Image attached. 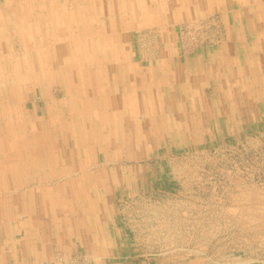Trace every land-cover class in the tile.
Here are the masks:
<instances>
[{"label":"rangeland","instance_id":"obj_1","mask_svg":"<svg viewBox=\"0 0 264 264\" xmlns=\"http://www.w3.org/2000/svg\"><path fill=\"white\" fill-rule=\"evenodd\" d=\"M162 1L0 0L5 11L0 18V133L14 144L22 135L30 139L20 155L12 148L11 160L0 146V181L16 191L30 183L23 181L25 175L39 170L62 176L52 179L61 189H80L77 181H89L86 203L65 199L68 218L86 209L92 216L99 212L89 224L109 221V234L112 220L120 224L117 244L107 245L112 255L75 240L57 258L60 264H264V78L259 96L247 99V106L232 111L223 106L215 115H201V121L192 112L153 113L162 98L151 92L160 89L159 77L168 67H177V57L194 58L228 40L218 13L198 18L183 9L172 11L176 0L168 6ZM163 45L171 49V66H162ZM53 46L57 49L50 51ZM96 70L102 76H95ZM165 86L166 92H179L173 79ZM68 87L73 92L65 91ZM126 92L138 94L127 99L130 107L127 101L117 105L116 98ZM104 100L108 106L103 107ZM243 100L233 98L237 104ZM167 102L164 110L170 108ZM89 115L97 127L85 121L86 131H79L88 135V143L75 140L78 130H57L72 120L73 127L82 126ZM108 116V127L99 128ZM41 126L57 130L65 142L36 137ZM92 128L97 129L88 132ZM35 159L43 164L39 170ZM93 189L99 191L95 209ZM6 196L9 207L21 202L14 201L17 194Z\"/></svg>","mask_w":264,"mask_h":264},{"label":"crops","instance_id":"obj_2","mask_svg":"<svg viewBox=\"0 0 264 264\" xmlns=\"http://www.w3.org/2000/svg\"><path fill=\"white\" fill-rule=\"evenodd\" d=\"M171 1L163 0L162 6H168ZM176 1V4L171 5L172 11L177 13L183 9V13H196L198 18L204 14L218 13L228 30V40L217 46H209L204 53L194 58L182 60L177 57L176 69L168 67L167 75L159 77L162 89L160 86L159 90L151 92V96L162 99L155 105V109H150L155 110L153 113L166 114L182 115L192 112L196 113L198 120L201 121V115H215L223 106L229 111L234 106H247V99L259 96L257 94L261 88L259 83L264 78V0H246L247 3L245 0ZM168 46L163 45L166 56L161 62L164 67L171 66L170 57H173L168 55L171 51ZM117 63L118 66H125L121 57ZM134 64H136L135 60L134 63L129 62L128 66L131 68ZM151 77L157 79L154 76ZM170 79L177 81L179 92L163 90L166 80L170 81ZM136 96V93L135 96L128 92L126 95L123 93L116 98L118 100L115 103L120 105L121 101L126 102L129 97L132 99ZM44 97L47 98V95ZM238 97L244 100L238 102L239 104L234 103L233 98ZM49 98L48 96L47 100H51ZM187 99H193V102L185 104ZM151 100L153 101V98ZM167 101H170L168 105L170 108L164 110ZM104 102L107 101L104 100ZM127 102L130 107V102ZM159 107L161 110H158ZM128 111L130 112L129 108L124 109V112ZM42 173L48 174V172L39 171V174L33 172L30 173L31 176L25 175L26 178L23 181L29 180L30 183L20 189L16 186V191H10L7 185L4 186V181H0V264H60L57 258L69 250L75 240L98 254L112 255L107 253V245L108 243L112 246L117 244L116 237L120 236L119 221L112 220L113 234H109V221L95 219L93 224H89L90 219L98 216L99 212L92 216L86 209L83 213H75L72 214L74 217L68 218L67 215H70V212L63 207L67 201L65 199L70 197L72 201L86 203L85 195L90 194L89 181L88 183L77 181L76 184H81L80 189L72 188L74 185L70 189H61L52 185L55 183L52 179L57 180L62 176H56L53 173L42 175ZM84 175H81V178L85 177ZM9 177L5 175V178ZM16 182L19 184L21 180ZM93 190L95 198L92 200L95 202L93 205L95 209L98 206L99 191ZM10 193L17 194V197L13 198L14 201L23 202L11 203L9 207V197L6 195ZM26 198L28 203H24L27 202ZM19 232H23L24 235L14 237Z\"/></svg>","mask_w":264,"mask_h":264},{"label":"bare ground","instance_id":"obj_3","mask_svg":"<svg viewBox=\"0 0 264 264\" xmlns=\"http://www.w3.org/2000/svg\"><path fill=\"white\" fill-rule=\"evenodd\" d=\"M18 1V0H17ZM245 2H246V0H245ZM20 3V2H19ZM28 3V2H27ZM37 3H39V1H37ZM247 3V2H246ZM40 4V3H39ZM40 5H42V8H41V10H45V8L47 7V6H45V5H43V4H40ZM184 5V4H183ZM27 6V5H26ZM51 6V5H50ZM190 6V5H189ZM6 7V6H5ZM262 8V7H261ZM19 9V8H18ZM54 9V8H53ZM46 10H48V12H50V9H46ZM229 10V9H228ZM22 12V11H21ZM1 13H5V11L2 9V8H0V18H1V16L3 15H1ZM115 13V12H114ZM19 16H20V18L21 19H23L22 17H24V14H19ZM10 17V19H11V16H9ZM8 17H3V21H4V19H7ZM16 19H17V17H16ZM5 22V21H4ZM20 21H17L16 20V28H20V23H19ZM253 22V21H252ZM22 28V27H21ZM260 30V29H259ZM16 33V32H15ZM243 34V33H242ZM12 35V34H11ZM17 35V34H16ZM9 37H10V35H9ZM18 37V36H17ZM23 41H22V39H21V37L20 38H18V41L16 40V43L18 44V45H21L20 43H22ZM41 42V41H40ZM9 43V42H8ZM49 44V43H48ZM64 46V45H63ZM51 48H54V49H51ZM50 48V51L51 50H56L57 49V47L56 46H53V47H51ZM53 52V51H52ZM36 55V54H35ZM9 58V57H8ZM14 58H16V54H14ZM95 58V57H94ZM1 59V58H0ZM16 59H18V58H16ZM239 59V58H238ZM8 60L9 59H6V61L8 62ZM95 60V59H94ZM251 60V59H250ZM128 63V62H127ZM4 64V63H3ZM9 64V63H8ZM19 64V60L17 61V65ZM31 64H34L35 65V63H29V67H31ZM104 64V63H103ZM13 65V64H12ZM48 65V64H47ZM248 65V64H247ZM5 66V65H4ZM26 66H28V65H25V67ZM25 67H23V70H24V68ZM113 68V67H112ZM210 68V67H209ZM3 69V68H2ZM22 69V68H21ZM111 69V68H110ZM17 70V72H18V68L16 69ZM30 71H31V73H33V70L32 69H29ZM120 71V70H119ZM89 72V71H88ZM0 74H1V72H0ZM87 76H90V73H85ZM102 73H101V70H96V73H94V75L95 76H102L101 75ZM68 76V75H67ZM1 77H3V76H1ZM30 77V76H29ZM69 77V76H68ZM90 78V77H89ZM88 78V79H89ZM19 79H21V77H19V78H17L16 79V81H18ZM104 79V78H103ZM115 79V78H114ZM2 80V79H1ZM132 80V79H131ZM72 81V80H71ZM160 81V80H159ZM158 81V82H159ZM166 81H168V80H166ZM2 82V81H1ZM67 82V81H66ZM88 82H90V81H88ZM181 82V81H180ZM4 84V83H3ZM5 85V84H4ZM1 86V85H0ZM22 87V86H21ZM77 87V86H76ZM181 87V86H180ZM69 89H65V91H67V92H71L73 89H72V87L70 88V87H68ZM134 89V88H133ZM167 89H168V87H167ZM21 90L22 91H25L26 89L24 88L23 89V87L21 88ZM112 90V89H111ZM92 91H96L95 90V88L92 90ZM73 92V91H72ZM81 92V91H80ZM25 93V92H24ZM83 93V92H82ZM118 93V92H117ZM158 93V92H157ZM162 93V92H161ZM102 94V93H101ZM137 94H138V92H137ZM170 94V93H169ZM119 95V94H118ZM161 95V94H160ZM159 96V95H158ZM165 96V95H164ZM128 97V96H127ZM137 97V96H136ZM81 98V97H80ZM134 98V97H133ZM125 99V98H124ZM79 100V99H78ZM123 100V99H122ZM156 100V99H155ZM91 101H92V99H91ZM82 102V101H81ZM135 102V101H134ZM101 103V102H100ZM106 105L108 104V102H104ZM103 103V107H104V104ZM102 104V103H101ZM71 105H72V103H71ZM125 107H128V106H125ZM124 107V108H125ZM152 107V106H151ZM143 108V107H142ZM122 109V108H121ZM124 111V110H123ZM116 112V111H115ZM81 113V112H80ZM149 113V112H148ZM71 114H72V117L74 116L73 115V113L71 112ZM87 114H89V113H87ZM146 114V113H145ZM150 115V114H149ZM79 116H80V114H79ZM111 116V115H110ZM110 116H108V117H106L105 119V122H103L102 124H100V127L99 128H104V127H108V125H107V121L108 120H111V117ZM113 116V115H112ZM125 116V115H124ZM122 117V116H121ZM79 118V117H78ZM82 118V117H81ZM116 118V117H115ZM93 118L92 117H90V115H89V117H87L86 116V119L84 120V122L82 123V126L80 125V124H78L79 126L77 127V128H75V127H73L74 126V120H72L71 122H67L66 121V123L69 125V126H67L66 125V123L64 124V122H63V126H61V127H59L57 130L59 131V129H61V131H62V127H65V130L66 131H68V132H71V130L72 129H74V130H76V132H77V130H78V132L79 131H81V132H85L86 131V127H85V125H84V123H85V121H86V123H88L89 125H91V124H93L94 125V127H97V124L95 123H93V120H92ZM113 120V119H112ZM1 121H3V120H0V122ZM81 121H83L82 119H81ZM97 121V120H96ZM4 122V121H3ZM130 122V121H129ZM79 123H81V122H79ZM113 123V122H112ZM76 125V124H75ZM52 129L53 128H50V130L48 129V127L47 126H41V127H38V130H37V132H38V134H36V137H39L40 139L41 138H43V137H40V136H44V138H43V140H45V138L47 137V136H49L50 138H51V140H54L55 139V141H58V142H65L64 141V138L63 137H58V134H56L57 132V130H53V132H51L52 131ZM94 129H97V128H92V129H90V130H88V132H92V131H94ZM115 129V128H114ZM123 130H125V129H123ZM4 132V131H3ZM81 132H79V134L81 133ZM53 133H55V136H54V134ZM47 135V136H46ZM51 135H52V137H51ZM4 136H5V138H3V134H2V131H1V133H0V146H2V147H4V149H3V151H4V154H5V156L9 159V160H11V159H13V157H14V155H15V152H14V150L12 149V148H15V149H18L19 148V155L21 154V151H23V150H26V146H24V145H26V144H28L29 142V140L30 139H28V138H25L23 135L22 136H20V137H18V143H10V142H13V139H8L7 138V133L5 132L4 133ZM80 137L78 138V139H75L76 141H78V142H84V141H87V139L89 140L90 138H88L87 136H85V134H83V133H81L80 135H79ZM92 137V140L94 139V137L93 136H91ZM34 139H35V137H33ZM39 138H37V140L38 141H40V139ZM50 138L48 139V140H50ZM68 139V138H67ZM70 140H72L73 138H69ZM10 141V142H9ZM47 141V140H46ZM87 143H88V141H87ZM78 144V143H77ZM76 144V145H77ZM87 147H90L88 144H87ZM26 156H29V153H27L26 152ZM20 161V163L22 162L23 163V161H21V160H19ZM32 163L34 164V165H37V169L39 170L40 169V167H42V163L38 160V159H35V160H32ZM7 166H5V168H6ZM5 168L3 169L2 168V171L1 172H3V171H5ZM64 170V169H63ZM40 171V170H39ZM35 172V171H34ZM42 172V171H41ZM61 172H63V173H67V170H64V171H61ZM69 172V171H68ZM9 197V196H8ZM2 198V197H1ZM55 203V202H54ZM52 204H53V202H52ZM19 206V205H18ZM57 207V206H56ZM22 208V207H21ZM46 208V207H45ZM55 211V210H54ZM59 214V213H58ZM7 215V214H6Z\"/></svg>","mask_w":264,"mask_h":264}]
</instances>
